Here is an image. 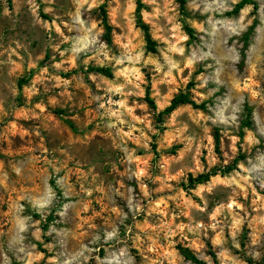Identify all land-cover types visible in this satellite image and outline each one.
I'll return each mask as SVG.
<instances>
[{"label": "rangeland", "instance_id": "rangeland-1", "mask_svg": "<svg viewBox=\"0 0 264 264\" xmlns=\"http://www.w3.org/2000/svg\"><path fill=\"white\" fill-rule=\"evenodd\" d=\"M240 1L0 0V264H264V0Z\"/></svg>", "mask_w": 264, "mask_h": 264}, {"label": "trees", "instance_id": "trees-1", "mask_svg": "<svg viewBox=\"0 0 264 264\" xmlns=\"http://www.w3.org/2000/svg\"><path fill=\"white\" fill-rule=\"evenodd\" d=\"M181 3H183V0H180ZM251 3V0H241L239 2V4L237 5V7L241 8L244 4H249ZM140 2H138V6H137V23H138V26L141 28V30L143 31L145 37H146V42H147V48L150 50V51H154V41L150 38L149 36V33H148V26L141 20V17H140V14H139V7H140ZM107 29H108V26H107ZM189 30V34H191V29L188 28ZM25 80L23 79H20L18 81V85L19 87L24 83ZM186 103H190V104H193V102L187 98L186 95L184 94H179L175 97H173L170 101V103L161 111L158 112V119L161 118L162 115L164 114H169L171 113L173 110H175L179 105H182V104H186ZM149 104L154 107V104L152 102V100H149ZM215 170H212L210 173H207V174H201L199 175L197 178H195V181L196 182H203L205 180H207L209 178L210 175H213L215 174ZM191 256V255H190ZM191 259H193L194 261L195 258L194 256H191Z\"/></svg>", "mask_w": 264, "mask_h": 264}]
</instances>
